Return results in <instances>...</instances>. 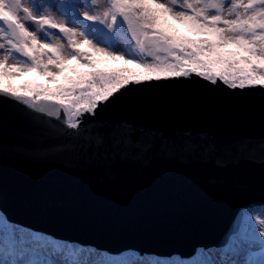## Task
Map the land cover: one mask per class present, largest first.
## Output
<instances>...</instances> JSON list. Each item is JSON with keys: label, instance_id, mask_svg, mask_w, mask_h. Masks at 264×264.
<instances>
[{"label": "snow or ice", "instance_id": "obj_1", "mask_svg": "<svg viewBox=\"0 0 264 264\" xmlns=\"http://www.w3.org/2000/svg\"><path fill=\"white\" fill-rule=\"evenodd\" d=\"M106 59L134 67L108 68ZM28 72L47 85L12 86ZM192 77L232 90L264 88V0H0V104L39 114L32 121L42 150L140 159L160 140L165 150L214 155L206 133L170 140L128 121L93 119L135 86ZM249 145L264 154V139ZM93 255L103 257L95 264H264V204L241 213L214 259L199 248L185 261L107 256L21 227L0 210V264H90Z\"/></svg>", "mask_w": 264, "mask_h": 264}, {"label": "water", "instance_id": "obj_2", "mask_svg": "<svg viewBox=\"0 0 264 264\" xmlns=\"http://www.w3.org/2000/svg\"><path fill=\"white\" fill-rule=\"evenodd\" d=\"M97 111V121H128L170 140L206 133L217 152L165 150L160 140L140 159L42 150L32 121L39 114L6 100L0 209L10 221L115 254L191 258L196 249L223 247L241 213L264 204V154L245 147L264 139V88L159 81Z\"/></svg>", "mask_w": 264, "mask_h": 264}, {"label": "rangeland", "instance_id": "obj_3", "mask_svg": "<svg viewBox=\"0 0 264 264\" xmlns=\"http://www.w3.org/2000/svg\"><path fill=\"white\" fill-rule=\"evenodd\" d=\"M111 63H114V62H116L117 63V61H112V60H109ZM124 65H127V64H125V61L123 60V65L122 66H124ZM23 74H25V73H23ZM39 79H45V77H39ZM20 84V86L21 85H25V84H29L26 80H24V78H23V80L19 83ZM22 227V226H21ZM25 228V227H24ZM26 229H28V228H26ZM34 232V231H33ZM57 240V239H56ZM58 241H61V240H58ZM65 242H67L68 244H74V245H78L77 243H75V242H69V241H65ZM78 246H80V245H78ZM81 247V246H80ZM86 248H90V247H86ZM95 249V248H94ZM222 249V248H221ZM97 250V249H96ZM218 250H220V249H212V250H210V256H211V258H215V255H216V253H217V251ZM98 251V250H97ZM98 252H100V253H105L107 256H109V254L107 253V252H102V251H98ZM126 253H136V254H138L137 252H135V251H126V252H124V253H122L121 255H123V254H126ZM121 255H119V256H121ZM140 256V255H139ZM115 257H118V256H115ZM140 257H142V256H140ZM3 257L2 256H0V259H2ZM103 257H99V256H95V255H93V256H90V257H88V260L90 261V264H95V262L97 261V260H99V259H102ZM144 258H147V259H152V260H156V259H159V260H165V261H180V258L179 257H177V256H175V257H172V258H159V257H155V256H152V255H146V256H144ZM209 257H201V259H208Z\"/></svg>", "mask_w": 264, "mask_h": 264}, {"label": "trees", "instance_id": "obj_4", "mask_svg": "<svg viewBox=\"0 0 264 264\" xmlns=\"http://www.w3.org/2000/svg\"><path fill=\"white\" fill-rule=\"evenodd\" d=\"M175 26H176L177 28H181V25H178V24H177V25H175ZM133 66H134V65H133ZM40 84H41V83H40Z\"/></svg>", "mask_w": 264, "mask_h": 264}]
</instances>
